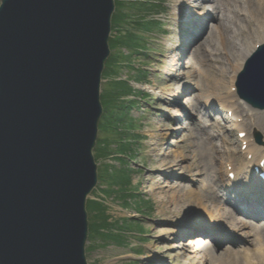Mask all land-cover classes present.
I'll list each match as a JSON object with an SVG mask.
<instances>
[{
  "label": "rangeland",
  "instance_id": "374dc122",
  "mask_svg": "<svg viewBox=\"0 0 264 264\" xmlns=\"http://www.w3.org/2000/svg\"><path fill=\"white\" fill-rule=\"evenodd\" d=\"M119 1L124 4V8L120 10L116 7L115 14L121 15L122 21L115 27L112 26V46L110 41V59L116 62V66L112 69L113 62L110 61L108 65V61L103 73L101 100L104 112L99 124L98 143L94 150L99 181L96 195L94 194L91 200L105 205V213L100 214L101 210L88 211L89 225L98 223V229H93L94 232L87 243V262L88 264H157V262L159 264H195L201 255L197 256L195 253L197 249L194 251L193 247L188 246L186 258L183 256L181 258L182 249L172 248L175 244L182 245L188 237L177 239V236L176 240H172L175 239L173 235L163 234L165 232L162 231L173 230L178 221L183 220L190 213L194 215V212L203 209L198 203L191 202L192 199L186 198L187 189L196 192L201 189L203 181L202 177L187 172V167L192 165L194 157L204 165L205 161L212 160L211 155L214 156L218 161L215 163L217 178L222 176L221 172L225 173L229 163L240 164L244 158L241 154L239 130L234 129L233 121L226 119V113L221 106L207 109L206 94L211 93L209 88L214 79L218 82L223 81L222 74L229 69L227 54L231 53L230 45H220L216 42V39L218 42L219 39L214 38L215 28L219 32L223 26H227L223 28L230 29L225 33L226 38L235 41L237 30L242 28L247 34L246 38H249L252 36L253 27L246 23L243 15L232 14L233 11L227 14L225 5L232 3L231 0H212L206 4H196V6L193 4L190 22L193 19V22L199 25L201 15L210 12L215 20L208 22L206 40L202 38L204 43L201 44L200 38L191 45L192 48L200 49L197 59L199 68L189 70L187 66L191 61L186 63L184 50L177 51L180 60L171 65L172 57L176 54L170 51L168 45L173 28L171 24L164 23L162 21L164 19L160 17L161 14L168 15L171 11L174 12L173 8L177 0ZM236 1L233 0L234 10L237 9ZM221 4L223 6L219 9L218 6ZM253 7H250L252 12ZM255 12L254 16L258 17L260 11L256 9ZM141 17L152 24L149 26L145 23L149 32L133 24L140 21ZM218 18L223 19L220 22ZM189 30L192 31L189 34V40H191L195 27H189ZM126 33H132L141 40L139 43L146 49L144 55L134 52L131 46H126L124 41ZM119 39L122 42L120 45H115L114 40ZM121 80L130 81L133 85L134 91L131 95H125L128 91ZM230 81L229 76L223 81L224 84H228L227 90L230 87ZM219 87L220 85L218 89ZM112 93H115V99L112 100L113 105L108 114L114 113L108 122L105 100ZM222 93L225 96V91L222 90L220 94ZM116 94L120 97L118 98ZM234 97V102L241 107L240 116L243 122L241 123L248 125L252 122V115L255 116L258 132L264 139V114H260L264 111L251 109L239 99L237 94ZM197 103L200 105L199 110L195 109ZM175 108L180 109L184 114L180 119L171 116ZM217 122L222 129L220 136L217 135L218 130L210 128ZM179 126V131L172 130ZM247 131L256 141L255 128L247 129ZM208 137H211L209 142L216 147L214 152L209 143L203 144V138ZM225 150H228V154ZM165 159L174 162L172 165L178 164L179 167L169 170L160 168L158 162ZM164 185L173 186V188H162ZM174 192L182 197V205L179 207L180 217L171 220V217L164 215L163 212L167 207H170L168 208L170 211L175 206L169 205L163 209L159 199L171 198ZM208 202L206 203L210 204ZM210 206L211 204L208 207ZM96 216L97 218H94ZM103 216L109 218L108 230L99 229L102 226L100 218L102 219ZM254 225L260 227L262 224L254 223ZM249 232L251 231L245 230L238 232L240 236H231L233 233L228 229L226 235L231 236L232 239H242V236ZM248 240L254 241V238L250 236ZM250 241L237 246L228 244L216 246L209 240L201 242L208 244L211 248L205 250L204 255L212 254L218 260L220 254H223L227 248H232L234 251H254ZM189 256L190 258L187 259Z\"/></svg>",
  "mask_w": 264,
  "mask_h": 264
},
{
  "label": "water",
  "instance_id": "95a60500",
  "mask_svg": "<svg viewBox=\"0 0 264 264\" xmlns=\"http://www.w3.org/2000/svg\"><path fill=\"white\" fill-rule=\"evenodd\" d=\"M114 12L115 0H2L0 264H88ZM263 81L264 46L238 82L259 109Z\"/></svg>",
  "mask_w": 264,
  "mask_h": 264
},
{
  "label": "bare ground",
  "instance_id": "6f19581e",
  "mask_svg": "<svg viewBox=\"0 0 264 264\" xmlns=\"http://www.w3.org/2000/svg\"><path fill=\"white\" fill-rule=\"evenodd\" d=\"M177 1H178V5L189 4V9L183 10L174 7V16H179L183 20L188 22V14L189 12L192 11V6L193 7L194 5L196 6L197 0H177ZM231 1L232 3L225 5L227 14L228 12L233 11L232 14L237 13V15L239 16L243 15L246 23L249 26H252L253 30L251 31L252 36L249 38H246L247 34H245V31H243L242 28H240V30L237 31L235 30L236 31L235 32L236 37L234 38L235 41H230L228 40V38H226L225 35V33L230 31V29L228 30L223 29L224 27L227 26H223L219 30V32H217V29L215 28L216 31H214L215 33L214 38L219 39V42L217 39L216 42L220 45H227V46L230 45L231 48V53L227 54V57L229 55L228 57L229 69L222 74L223 81H225V77L228 76L230 77L231 80L230 89H232V87L234 86V81L236 77L234 75L238 73L239 70H241L243 67L242 62L252 53V51L255 50L254 48L264 43V0H237L236 10L233 9L234 6L233 0ZM221 6H223V4L219 5L218 8L220 9ZM256 6L258 7L256 8ZM250 7H253L255 10L257 9V11H260V15L258 17L257 16L255 17L254 14L256 12L254 9L252 12V8ZM113 17H114V13L112 18ZM200 18L202 19L201 22L205 20H209V14L203 13ZM210 19L215 20V17H210ZM222 19L223 18H218L220 22L222 21ZM186 25L189 24L186 23ZM254 28H256L257 30ZM200 29L201 31H199L197 35L194 34L195 38L196 37L198 38V36H200L201 38L204 37L203 39L206 40V37L204 35L205 34L204 26H202ZM177 30L181 31L182 33H186V30L182 28H179ZM177 36L179 37H174L168 43V45L170 46V51L173 53L176 52V54L172 57L173 62L171 63V65L175 64L176 61L180 60V55H177V51L179 50L182 51L188 44V40H189V35H188L185 39V42L187 43L181 45V43L184 41V37L183 36L181 37L179 34ZM203 39L201 41V44L204 43ZM197 51L196 49L193 50V54L191 55L190 59H188L186 62L188 63V61H191L189 66H187V69L189 70H192L194 68L195 69L199 68V62L196 60V58L200 55V49H198ZM223 81L221 80L220 82H218L217 79H214L212 85L209 88L211 93L208 92L206 94L207 95L206 107L207 109H214V107L216 106H221L229 113L230 120L232 121L236 120L237 122V119H240L241 116L239 115L238 112L239 109L237 107L238 105L232 102L233 100L231 97V92H229V94L225 93V96H223V93L220 94L222 90L225 92L228 91L227 90L228 84L227 83L224 84ZM219 85L220 87L218 89ZM262 86L264 88V81L262 82ZM220 88L222 90H220ZM185 105H187L186 102ZM183 107H184V103H183ZM195 109L196 110L200 109L199 103H197ZM183 115H184L183 112L178 108L173 109L171 112V116L173 117H182ZM109 121L110 120H108V122ZM212 127L218 129L221 132L220 125L218 123L213 124ZM236 128H239L240 132H246L243 124L239 122L236 123ZM172 130L179 131L180 126ZM208 139L209 138H203L202 141L204 145H208ZM249 140L250 137H248L247 135L244 141H249ZM261 152L259 151V149L256 148L255 145L250 144L248 148V153L249 154L255 153L254 157H252V159L249 160V157H247L249 156V154H247V151H245L244 154L246 155L245 156L246 162L239 165L237 168L231 170V172L235 174V178H230L227 175L226 178H222V182L226 184V192H228L227 197H220V194L218 192V190L220 189V184H219L220 181L219 179H216L217 171L216 168L213 167V162L215 161V159L213 158L214 156L211 155L212 160H210V162L205 161L204 165L200 163L198 160H195L194 157V162L192 163V165L190 164L189 167H187V172L195 176L202 177L203 183L205 185H204V189L198 190L196 192L187 189L186 198L192 199L191 202L198 203L199 206H201L200 208L203 209L197 210L198 211L196 212L198 213L197 217L194 216L195 214L193 215L190 213V215L184 217L183 220L181 221L177 220L178 222L176 223V226L173 228V230H169L167 232L162 231L165 232L163 234L173 235L175 239L172 240H176L177 236H178L177 239H184L188 237V239L182 245L175 244L172 246L173 249H180V248L182 249L183 252L181 254V258L182 256L186 258L187 256L186 253L188 252L187 249H189L188 246H190L194 248V251L197 249L195 252L197 256L201 254L200 257L197 258L198 261H196L195 264H216L217 262H219V264H224L227 261H229L231 264H242V262H244V264H264V227L262 226L256 227L252 222H249V220L240 216V214H245V216H248L251 220H253L254 223H257V220L252 218V215H256L255 212L257 213V215H262L264 213V206H262L264 204V188L262 187L256 188L255 186L252 187L253 186L252 182L254 181V179L256 180L261 179L258 178L260 177L261 174L254 175L253 172L256 170H259L261 173L264 172V167H263L264 165H262V161L264 160V155H263L264 153L261 156L260 154ZM171 153L175 154L174 151H171ZM226 153H228L227 150ZM220 158H222V156ZM173 163L168 159H165V161L158 162V165H160L159 166L160 168L166 170L179 167L178 164L172 165ZM226 174H229L228 171H226ZM98 181H99V177H98ZM167 187L168 185H164L162 188H167ZM168 188L172 189L173 186H170ZM96 192H97V186L92 194L96 195ZM222 192L220 193L222 194ZM231 195L234 196V198L231 197ZM181 198L182 197L179 196L177 192L176 193L174 192V195L171 198L159 199L161 206H163V209H165L169 205L175 206L173 209L171 208L170 211L168 210V208L170 207H167V209L163 212L164 215L171 217V220H175L177 217H180L181 211L179 210V207L182 205ZM206 202L210 203L211 206L208 207L210 204H207ZM223 202H227V205H224ZM225 206H227L228 208H226ZM203 210L205 212H201ZM201 217L206 218V220L210 222L209 228H205L202 225V223L200 222L202 219ZM198 219L200 221H198ZM228 229L229 232L233 233L232 236L234 235L236 236L238 235V232L241 233L244 232L245 230H250L251 232H249L248 234H244L245 237L242 236L243 237L242 239H232L231 236L220 235V234H224L226 230L228 231ZM251 233H253V235ZM194 235L197 236L193 237ZM250 236L254 237L255 239V241L252 242V244L256 247L253 253L247 251L239 252V251H234L232 248H227L223 254H220L218 260L217 257L213 256L212 254L204 255L205 250H210L211 248L208 246V244H202L204 242L201 241L204 240L215 241V242L220 241L221 243L224 242L229 246L234 244H235L234 246H237V245H244L246 244V242L248 243L250 241L248 240ZM189 258L190 256L187 257V259ZM226 258L227 260H225ZM155 261H159V259L157 260L155 259ZM157 264H159V262H157Z\"/></svg>",
  "mask_w": 264,
  "mask_h": 264
},
{
  "label": "trees",
  "instance_id": "16d2710c",
  "mask_svg": "<svg viewBox=\"0 0 264 264\" xmlns=\"http://www.w3.org/2000/svg\"><path fill=\"white\" fill-rule=\"evenodd\" d=\"M116 7L121 10V9L124 8V4H122L119 0H117ZM121 21H122L121 15L119 16L118 13H116L114 15V17H113V27H115V25L121 23ZM133 24L136 27H140L145 32L149 31L146 28L147 27L146 24L144 22H142V21L133 22ZM148 25L150 26V23H148ZM120 37H121V35L119 36V38ZM125 37H126V39L124 41L126 43V46H131L133 48V51L134 52L140 53V52H138V49H141V47H143L139 43V41H141V40L139 38L135 37V35H133L132 33H130V34L129 33H126L125 34ZM114 42H115V45L116 44L117 45H120V43L122 42V40L121 39H119L118 41L114 40ZM112 43H113V40L111 41V46H112ZM110 61H111V63L113 62L112 63V69H113V67L116 66V62L113 59H110L108 65L110 64ZM121 83L126 85V89H127L128 92L125 95H127V94H130L131 95L133 93V87L129 84V82L122 81ZM120 95H122V94H120ZM114 97H115V93H112L111 96H108L106 98V100H105V113H106V117H107L108 120H110V118L112 117V115L114 113V112H111V113L108 114V112L111 110V106L113 105V101L112 100L115 99ZM117 97L119 98L120 96L117 95ZM110 101H111V103H110ZM104 206L101 205V204H99L98 201H92L91 200L88 203V211H91V212L93 211L94 212V210H101L102 213H100V214H104L105 213ZM94 218H97V216L94 217ZM108 219H109L108 216H106V217L103 216L102 219L100 218V221H102L101 222L102 226L99 227L100 230H108L107 228H108V226H110V223L108 222ZM93 229H98V223H92L90 225V235H89V238L90 239H91V236H92V234L94 232Z\"/></svg>",
  "mask_w": 264,
  "mask_h": 264
}]
</instances>
